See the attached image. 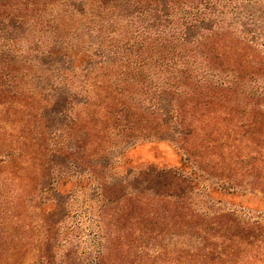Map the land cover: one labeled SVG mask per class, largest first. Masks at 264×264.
I'll return each instance as SVG.
<instances>
[{
  "label": "trees",
  "instance_id": "trees-1",
  "mask_svg": "<svg viewBox=\"0 0 264 264\" xmlns=\"http://www.w3.org/2000/svg\"><path fill=\"white\" fill-rule=\"evenodd\" d=\"M218 194L264 200V0H0V264H264Z\"/></svg>",
  "mask_w": 264,
  "mask_h": 264
},
{
  "label": "rangeland",
  "instance_id": "rangeland-1",
  "mask_svg": "<svg viewBox=\"0 0 264 264\" xmlns=\"http://www.w3.org/2000/svg\"><path fill=\"white\" fill-rule=\"evenodd\" d=\"M122 171H136L146 167L171 168L175 167L178 161L173 147L165 142H142L128 149L124 154ZM222 201L229 204H244L250 208L264 211V200L257 196L239 195H215Z\"/></svg>",
  "mask_w": 264,
  "mask_h": 264
}]
</instances>
